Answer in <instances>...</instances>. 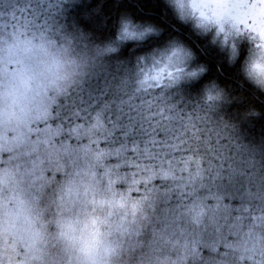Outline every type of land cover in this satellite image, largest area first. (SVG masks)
Masks as SVG:
<instances>
[{
  "label": "snow or ice",
  "instance_id": "snow-or-ice-1",
  "mask_svg": "<svg viewBox=\"0 0 264 264\" xmlns=\"http://www.w3.org/2000/svg\"><path fill=\"white\" fill-rule=\"evenodd\" d=\"M150 17L264 56V0H0V264H264V148Z\"/></svg>",
  "mask_w": 264,
  "mask_h": 264
},
{
  "label": "trees",
  "instance_id": "trees-1",
  "mask_svg": "<svg viewBox=\"0 0 264 264\" xmlns=\"http://www.w3.org/2000/svg\"><path fill=\"white\" fill-rule=\"evenodd\" d=\"M148 23L156 27L151 47L180 44L189 53V63L204 69L194 79L175 86V102L181 105L198 103L204 85L215 84L224 95L218 102L219 114L235 126L237 142L259 155L264 148V90L254 87L241 74L243 58L237 55L229 59L228 52L209 34L174 27L170 21L156 17L148 18ZM195 84L198 87L194 88Z\"/></svg>",
  "mask_w": 264,
  "mask_h": 264
},
{
  "label": "clouds",
  "instance_id": "clouds-1",
  "mask_svg": "<svg viewBox=\"0 0 264 264\" xmlns=\"http://www.w3.org/2000/svg\"><path fill=\"white\" fill-rule=\"evenodd\" d=\"M253 64H259L261 66V69L264 70V56L259 55L256 50H252L251 52H245L244 59L241 61V74L243 77L251 83L254 87H257L261 90H264V88H261L260 85L257 84L256 79L253 77H250L248 73L252 71V65ZM77 227H82V225H77ZM104 228L101 226V233H103ZM87 235V234H86ZM109 241L111 240V237L108 238ZM95 246L96 249L100 252H103V248L105 246V238L103 235H100L95 238V240L91 239L90 237L86 241V247H92ZM111 259V258H110Z\"/></svg>",
  "mask_w": 264,
  "mask_h": 264
},
{
  "label": "rangeland",
  "instance_id": "rangeland-1",
  "mask_svg": "<svg viewBox=\"0 0 264 264\" xmlns=\"http://www.w3.org/2000/svg\"><path fill=\"white\" fill-rule=\"evenodd\" d=\"M154 34V33H153ZM210 36H211V38L213 39V37H212V34L211 33H208ZM214 40V39H213ZM215 42H217L222 48H224L227 52H228V54H229V56L231 55V52H230V50L229 49H227L219 40H214ZM242 44H244L246 47H245V49H244V56H245V52L247 51V52H251L252 50H253V48H252V46H251V44H250V42L247 40V38H243V39H239V40H237L236 41V45H237V49H239V46L240 45H242ZM170 45H180V44H176V43H173V44H170ZM181 46V45H180ZM184 48V47H183ZM187 52V51H186ZM260 55V53H258V56ZM187 58H188V61H189V53L187 52ZM243 59H244V57H243ZM192 80V79H191ZM189 81V80H188ZM183 82H187V81H183ZM183 82H181V83H183ZM181 83H179V84H181ZM177 86V85H176Z\"/></svg>",
  "mask_w": 264,
  "mask_h": 264
},
{
  "label": "bare ground",
  "instance_id": "bare-ground-1",
  "mask_svg": "<svg viewBox=\"0 0 264 264\" xmlns=\"http://www.w3.org/2000/svg\"><path fill=\"white\" fill-rule=\"evenodd\" d=\"M149 24V23H148ZM149 25H151V26H153L152 24H149ZM155 29H156V27L155 26H153Z\"/></svg>",
  "mask_w": 264,
  "mask_h": 264
}]
</instances>
